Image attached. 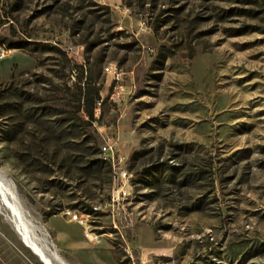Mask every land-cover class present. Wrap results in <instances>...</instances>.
Returning <instances> with one entry per match:
<instances>
[{"label": "rangeland", "instance_id": "obj_1", "mask_svg": "<svg viewBox=\"0 0 264 264\" xmlns=\"http://www.w3.org/2000/svg\"><path fill=\"white\" fill-rule=\"evenodd\" d=\"M0 173L68 264H264V0H0Z\"/></svg>", "mask_w": 264, "mask_h": 264}, {"label": "bare ground", "instance_id": "obj_2", "mask_svg": "<svg viewBox=\"0 0 264 264\" xmlns=\"http://www.w3.org/2000/svg\"><path fill=\"white\" fill-rule=\"evenodd\" d=\"M13 183L0 173V215L41 264H68L57 253L45 228L26 211Z\"/></svg>", "mask_w": 264, "mask_h": 264}, {"label": "trees", "instance_id": "obj_3", "mask_svg": "<svg viewBox=\"0 0 264 264\" xmlns=\"http://www.w3.org/2000/svg\"><path fill=\"white\" fill-rule=\"evenodd\" d=\"M83 74L84 73L82 70L79 71L78 74H75V83L73 86L77 90L76 94L82 96L83 107L85 108L86 116L92 119L94 107L100 100V89L91 81V77H84ZM66 91L70 92V89H67ZM76 97L77 95H73L72 98ZM92 165L96 166L98 169L102 165V162L99 160H94L85 166V168H89Z\"/></svg>", "mask_w": 264, "mask_h": 264}, {"label": "built area", "instance_id": "obj_4", "mask_svg": "<svg viewBox=\"0 0 264 264\" xmlns=\"http://www.w3.org/2000/svg\"><path fill=\"white\" fill-rule=\"evenodd\" d=\"M113 155V147L110 144L105 145L102 148V157H107L108 159H110ZM128 178H130V176L127 174L126 171H121L117 174V189H116V196L114 197L113 201L117 200L118 198L125 196L126 195V191L124 190L125 187L127 188L128 185ZM67 214H69L67 212ZM72 220L76 221L79 225H81L82 227L85 228V238L88 242L92 243L96 241V236H93V234L88 232L87 229V223L85 220L78 218L77 215H72Z\"/></svg>", "mask_w": 264, "mask_h": 264}]
</instances>
